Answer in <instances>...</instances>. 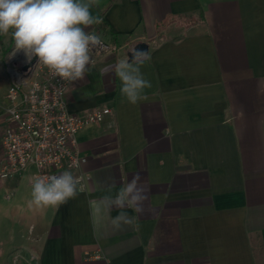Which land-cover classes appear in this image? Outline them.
<instances>
[{
	"label": "crops",
	"instance_id": "obj_1",
	"mask_svg": "<svg viewBox=\"0 0 264 264\" xmlns=\"http://www.w3.org/2000/svg\"><path fill=\"white\" fill-rule=\"evenodd\" d=\"M91 11L103 23L86 30L117 35L123 53L95 55L67 91L74 114L111 110L78 135L86 187L38 209L35 168L0 178V264L21 250L30 264H264V0H99ZM140 43L151 87L131 104L114 66ZM14 47L0 36V168ZM136 173L145 212L108 207ZM121 211L133 223L117 230Z\"/></svg>",
	"mask_w": 264,
	"mask_h": 264
},
{
	"label": "clouds",
	"instance_id": "obj_2",
	"mask_svg": "<svg viewBox=\"0 0 264 264\" xmlns=\"http://www.w3.org/2000/svg\"><path fill=\"white\" fill-rule=\"evenodd\" d=\"M99 0H0V36L11 35L14 51L22 52L27 61L38 58V65L46 67L55 77L72 84L91 73L94 63L92 51L101 46V37L87 31L103 23L101 16L91 9ZM132 59L119 60L114 66L121 82V94L131 104L144 99V90L151 87L140 66L150 59L148 52L131 50ZM81 178L70 171L47 177L36 176L31 183L28 206L59 208L75 198ZM149 189L139 173L133 175L114 197H106L107 206L130 208L137 214L145 212ZM99 211V209H97ZM117 230L131 225L133 219L121 211L113 220Z\"/></svg>",
	"mask_w": 264,
	"mask_h": 264
},
{
	"label": "built area",
	"instance_id": "obj_3",
	"mask_svg": "<svg viewBox=\"0 0 264 264\" xmlns=\"http://www.w3.org/2000/svg\"><path fill=\"white\" fill-rule=\"evenodd\" d=\"M101 41V46L91 53L93 61L95 55L114 49L102 37ZM34 59L8 68L10 87L3 108L7 122L2 140L5 159L0 178L16 179L32 167L35 168L32 180L36 176L72 171L79 173L81 187L85 188L82 171L87 158L81 155L78 135L88 126L103 123L111 110H94L85 115L72 113L66 98L71 84L55 77Z\"/></svg>",
	"mask_w": 264,
	"mask_h": 264
},
{
	"label": "rangeland",
	"instance_id": "obj_4",
	"mask_svg": "<svg viewBox=\"0 0 264 264\" xmlns=\"http://www.w3.org/2000/svg\"><path fill=\"white\" fill-rule=\"evenodd\" d=\"M106 41L110 45H112V47L114 48L113 51L109 55H112L113 57L118 58V56L123 53V50L118 49L119 47H117L116 45H114L111 42V40H106ZM11 52L10 53L13 54V60H16L18 62L17 65H21L26 60V57H25V55L22 52H15V51H11ZM11 54L9 56H11ZM104 54H107V53L105 52ZM2 196H3V194H2ZM4 203L7 204L8 202H4ZM4 203H1V204H4ZM20 253H21V255L23 257L20 258L21 260H19L18 263L15 262V260H13V261L12 260H9V261H5L4 264H30L29 263V260L27 258V255H26L27 254V250H21Z\"/></svg>",
	"mask_w": 264,
	"mask_h": 264
},
{
	"label": "water",
	"instance_id": "obj_5",
	"mask_svg": "<svg viewBox=\"0 0 264 264\" xmlns=\"http://www.w3.org/2000/svg\"><path fill=\"white\" fill-rule=\"evenodd\" d=\"M134 48H136V50H138V51H143V52L149 53V45L147 43H140V44L136 45ZM128 58L131 61V59H132L131 51L128 53ZM37 60H38V58L35 57L33 62H36Z\"/></svg>",
	"mask_w": 264,
	"mask_h": 264
},
{
	"label": "trees",
	"instance_id": "obj_6",
	"mask_svg": "<svg viewBox=\"0 0 264 264\" xmlns=\"http://www.w3.org/2000/svg\"><path fill=\"white\" fill-rule=\"evenodd\" d=\"M111 36H112V43L114 44V45H116L117 47H120L121 46V42H120V38L117 36V35H115V34H111Z\"/></svg>",
	"mask_w": 264,
	"mask_h": 264
}]
</instances>
